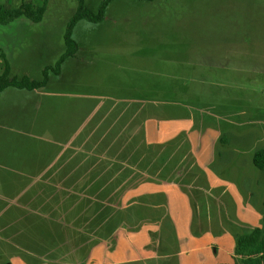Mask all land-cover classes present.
<instances>
[{
    "label": "crops",
    "instance_id": "0c3cea01",
    "mask_svg": "<svg viewBox=\"0 0 264 264\" xmlns=\"http://www.w3.org/2000/svg\"><path fill=\"white\" fill-rule=\"evenodd\" d=\"M8 53L0 46L20 78ZM171 104L1 90L0 264H175L202 247L241 258L213 240L262 229L264 175L251 157L264 108ZM246 131L261 139L233 149ZM187 237L206 244L182 248Z\"/></svg>",
    "mask_w": 264,
    "mask_h": 264
},
{
    "label": "rangeland",
    "instance_id": "374dc122",
    "mask_svg": "<svg viewBox=\"0 0 264 264\" xmlns=\"http://www.w3.org/2000/svg\"><path fill=\"white\" fill-rule=\"evenodd\" d=\"M21 1L41 2L0 0V16ZM101 1L83 0L94 13ZM76 8L77 0H48L41 21L0 23L10 75L41 78L54 65ZM72 38L78 52L59 75L49 72L50 88L197 105L202 114L214 105L264 108V0H111L100 22H76Z\"/></svg>",
    "mask_w": 264,
    "mask_h": 264
},
{
    "label": "trees",
    "instance_id": "16d2710c",
    "mask_svg": "<svg viewBox=\"0 0 264 264\" xmlns=\"http://www.w3.org/2000/svg\"><path fill=\"white\" fill-rule=\"evenodd\" d=\"M111 0H102L96 13L92 12L84 5L83 0H77V8L69 18L63 35L65 50L59 56L54 65H46L42 69L41 79L34 80L22 76L17 78L9 76V66L3 61V66L0 70V91L8 86H14L20 89H44L49 79V72L58 74L60 66L66 57H74L78 46L72 38V29L79 20H87L89 22H100L103 19L105 9ZM48 0H41L40 4L33 5L30 2L21 1L16 7L10 8L6 17L0 16V23H8L18 17H26L34 22H38L46 9ZM261 139L259 132L246 131L242 133L234 142L233 149L241 152L250 151L258 140ZM251 162L257 171L264 175V147L253 152ZM203 240H188L189 246L204 245ZM213 243L223 246L226 249L241 256L239 259H234L229 255L224 254L219 249L214 252L211 248H198L190 250L187 255L179 254L176 257H170V260L175 264H264V234L262 229L254 227L251 232L238 235L236 232L230 231L226 234L216 236ZM177 251L182 250L177 246ZM186 248V247H182ZM188 248V247H187ZM124 256H132L131 252L122 251Z\"/></svg>",
    "mask_w": 264,
    "mask_h": 264
}]
</instances>
